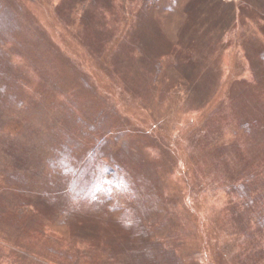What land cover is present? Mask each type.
Returning <instances> with one entry per match:
<instances>
[{"label":"rangeland","instance_id":"1","mask_svg":"<svg viewBox=\"0 0 264 264\" xmlns=\"http://www.w3.org/2000/svg\"><path fill=\"white\" fill-rule=\"evenodd\" d=\"M263 208L264 0H0V264H264Z\"/></svg>","mask_w":264,"mask_h":264},{"label":"trees","instance_id":"2","mask_svg":"<svg viewBox=\"0 0 264 264\" xmlns=\"http://www.w3.org/2000/svg\"><path fill=\"white\" fill-rule=\"evenodd\" d=\"M254 201L257 202L255 199H254ZM247 205H248V203H247ZM251 208H252V207H251ZM263 210H264V208L262 209V211H263Z\"/></svg>","mask_w":264,"mask_h":264}]
</instances>
